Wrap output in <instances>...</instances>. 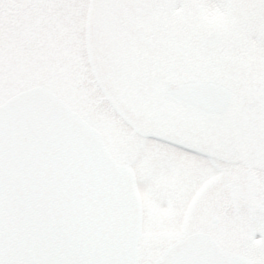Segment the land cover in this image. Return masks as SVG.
I'll return each instance as SVG.
<instances>
[{
  "label": "rangeland",
  "instance_id": "obj_1",
  "mask_svg": "<svg viewBox=\"0 0 264 264\" xmlns=\"http://www.w3.org/2000/svg\"><path fill=\"white\" fill-rule=\"evenodd\" d=\"M161 1L124 0L115 10L101 0L100 15L93 22V15L88 12L96 10L99 0H20V26L15 8V26L12 24L9 27V36H0V103L19 91L38 84L46 85L102 131L107 145L122 162L132 164L139 175H144L142 186L148 194V201L144 214L142 264H151L169 243L183 236L189 228L190 231L210 232L224 247L252 257L254 242L264 247V240L261 243L258 240L259 236L264 237V207L261 213H255L253 200L258 196L251 188L237 190L253 179L254 168L247 173L250 160L239 159L233 153L226 154L224 148L218 149L215 142L208 141V180L210 176L215 177L213 183L223 175L226 178L221 170L224 162L236 173L232 180L236 183L238 179L239 186L233 189L228 186V195L223 199L225 204L220 200L212 202L208 214L198 215L195 224H191L189 214L184 220H189V224H181L184 214L182 205L186 202L183 204L180 197L186 195L181 190L185 183L181 181L180 174L176 178V186L180 188L172 189L173 176L168 175V167L173 173L181 171L186 165L196 167L205 164V161L185 154L176 145L178 150L169 147L159 137L145 138L143 133L146 132L142 131L144 118L132 115L127 104H120L124 103V99L119 101L115 98L113 91H122L124 84L111 80V53L85 51L79 25L83 20L86 27L91 25L85 30V40L90 49H98L105 41L110 33L107 29L113 22L124 34L135 25L153 33L154 29L177 32L194 27L233 29L239 33L240 39L232 52L239 50L249 66L245 71L246 77L263 78L264 0H170L168 4ZM10 10L8 14L14 15L11 14L13 9ZM105 12L114 14V17L105 18ZM161 24L163 26L156 27ZM19 28L20 35H14ZM232 69L237 70L236 67ZM149 108L152 106L149 105ZM197 130L194 135L205 140V134ZM181 134L183 143L196 140L189 130ZM191 145L205 150L202 144L186 146ZM219 155L225 156V160L212 165L211 162L214 163ZM253 161L258 167V171H254L255 176H264L258 175L260 168H264V160L257 158ZM217 168L220 171L217 172ZM152 172L154 177L157 174V179H151ZM147 173L150 182H146ZM193 174L191 181L200 183L202 173ZM186 184L191 186L188 182ZM164 186L170 193H165ZM162 202H172L176 210L166 208L161 211ZM214 216L220 218L217 225L211 223ZM169 221L172 224H168Z\"/></svg>",
  "mask_w": 264,
  "mask_h": 264
},
{
  "label": "water",
  "instance_id": "obj_2",
  "mask_svg": "<svg viewBox=\"0 0 264 264\" xmlns=\"http://www.w3.org/2000/svg\"><path fill=\"white\" fill-rule=\"evenodd\" d=\"M192 83L180 101L223 113L230 92ZM142 208L133 172L102 134L38 86L0 105V264H138ZM157 264H252L204 234Z\"/></svg>",
  "mask_w": 264,
  "mask_h": 264
},
{
  "label": "flooded vegetation",
  "instance_id": "obj_3",
  "mask_svg": "<svg viewBox=\"0 0 264 264\" xmlns=\"http://www.w3.org/2000/svg\"><path fill=\"white\" fill-rule=\"evenodd\" d=\"M105 1L108 2L109 8L115 7L116 10L124 0ZM169 1L161 2L168 4ZM0 2L2 3L0 36H9V27L12 24L15 26V8L19 15L18 27L20 26V0H1ZM100 4L101 0L96 10L88 12L93 15V22H96L100 15ZM10 9H13L11 14L14 15L8 14L11 12ZM108 16L113 18L114 14L105 12V18ZM85 23L83 20V23L79 25L80 32L85 31ZM159 26L163 24L156 27ZM111 28H113L112 33ZM107 30L110 32L107 38H104L105 41L94 50L111 53L109 55L112 58L109 62L111 80L114 83L122 81L124 84L122 91H113L115 98L119 101L124 99V103L120 104H127L132 115L144 118L142 131L146 132L143 133L146 135L145 138L148 140L159 137L162 143L169 147L173 146L172 148L177 150L175 145L190 149L196 147L192 145L187 147V144L205 146V164L201 167V171H197L199 165L196 167L186 165L181 171L173 173H170V167H168V175L173 176L172 189L180 188L176 186V178L181 174V181L185 183L181 190L186 192L182 199L183 204L186 202V205H182V212L190 213L191 224H195L198 215L208 214V207L212 205V202L218 200L223 202L228 195V186L233 189L235 185L229 184L228 167L224 162V168L221 170L226 174V178L223 175L217 182L215 181L216 183H213L215 177L210 176L208 182V174L206 175L208 173V141L215 142L218 149L229 147L238 149L240 159H250L249 172L253 168L254 171H258V167L254 166V159L264 160V77H246L245 71L249 66L242 59L239 50L232 52L240 39L239 33L233 29L208 30V28L194 27L183 32L154 29L153 33L135 25L124 34L125 32H121L118 25L113 22ZM20 33L21 28L19 31H14V35H20ZM233 67L237 70H233ZM198 80L216 82L232 91V101L226 115L221 117L194 109L178 102L170 94L172 86ZM149 105L152 108H149ZM194 128L205 134L203 137L205 140L195 136ZM186 130L192 133L196 138L195 141L183 143L181 133ZM182 152L194 156L190 152ZM217 157L216 165H218L217 161L225 160V156ZM260 169L258 175H263L264 168ZM254 171L253 179L237 190L251 188L253 194L258 196L255 199L256 211L261 213L264 207V176H255ZM193 173H202L200 183L195 184L196 181H191ZM149 178L150 175L145 178L146 182H150ZM186 182L191 186L189 187ZM164 185H166L165 182ZM164 191L170 193L165 186ZM165 208L166 205L163 204L162 209ZM263 249V246L255 244L256 264H264Z\"/></svg>",
  "mask_w": 264,
  "mask_h": 264
}]
</instances>
